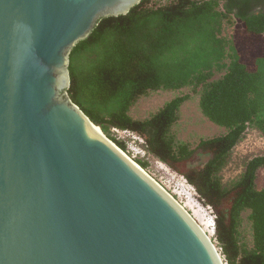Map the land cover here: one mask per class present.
I'll use <instances>...</instances> for the list:
<instances>
[{"label": "water", "instance_id": "95a60500", "mask_svg": "<svg viewBox=\"0 0 264 264\" xmlns=\"http://www.w3.org/2000/svg\"><path fill=\"white\" fill-rule=\"evenodd\" d=\"M139 2L0 0V264H223L66 92L72 47Z\"/></svg>", "mask_w": 264, "mask_h": 264}, {"label": "trees", "instance_id": "16d2710c", "mask_svg": "<svg viewBox=\"0 0 264 264\" xmlns=\"http://www.w3.org/2000/svg\"><path fill=\"white\" fill-rule=\"evenodd\" d=\"M68 72V97L108 139L123 149L113 131L138 134L213 210L225 264H264V186L256 184L264 154L229 185L219 177L249 126L264 133V0H140L124 15L101 18L70 50ZM182 88L190 92L150 117L130 116L150 92ZM191 94L201 114L225 129L193 146L173 131ZM196 156L206 160L190 165Z\"/></svg>", "mask_w": 264, "mask_h": 264}, {"label": "rangeland", "instance_id": "374dc122", "mask_svg": "<svg viewBox=\"0 0 264 264\" xmlns=\"http://www.w3.org/2000/svg\"><path fill=\"white\" fill-rule=\"evenodd\" d=\"M232 30V25H225L224 32L226 35L232 33ZM186 92H190L189 88L150 92L131 107L129 114L135 119L148 118L167 100ZM173 131L178 140L193 146L199 139L222 134L225 129L213 124L201 114L198 107V96L191 94V97L180 108L179 120L173 126ZM113 135L124 145V148L121 149L117 146L137 164L138 161L144 163V167L138 165L190 214L208 235L220 254V249L214 239L213 210L201 201L194 188L180 173L150 154L145 149L144 141L138 134L131 131L114 130ZM260 154H264V133L253 126H249L233 147L226 165L219 173L222 184L229 185L242 173L246 162L251 157ZM205 160L206 157L196 156L190 165L203 163ZM256 184L259 188L264 186V168L258 171ZM245 229L248 240L247 226ZM220 257L225 264L221 254Z\"/></svg>", "mask_w": 264, "mask_h": 264}, {"label": "bare ground", "instance_id": "6f19581e", "mask_svg": "<svg viewBox=\"0 0 264 264\" xmlns=\"http://www.w3.org/2000/svg\"><path fill=\"white\" fill-rule=\"evenodd\" d=\"M97 135H101V133L99 132V130L96 128V130H93ZM117 147V146H116ZM120 151L126 156V157H128L132 162H134L129 156H127L126 155V153H124L121 149H120ZM136 165H135V167H137V163L136 162H134ZM138 168V167H137ZM141 168V167H140Z\"/></svg>", "mask_w": 264, "mask_h": 264}, {"label": "flooded vegetation", "instance_id": "af4514ba", "mask_svg": "<svg viewBox=\"0 0 264 264\" xmlns=\"http://www.w3.org/2000/svg\"><path fill=\"white\" fill-rule=\"evenodd\" d=\"M262 8L260 7V6H254V8H253V11L254 12H258V11H260Z\"/></svg>", "mask_w": 264, "mask_h": 264}]
</instances>
